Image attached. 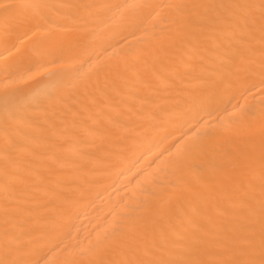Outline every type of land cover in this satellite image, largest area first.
Returning <instances> with one entry per match:
<instances>
[{
    "label": "snow or ice",
    "instance_id": "obj_1",
    "mask_svg": "<svg viewBox=\"0 0 264 264\" xmlns=\"http://www.w3.org/2000/svg\"><path fill=\"white\" fill-rule=\"evenodd\" d=\"M0 13H16L46 41L34 53L17 45L16 60L0 64V264H264V0H0ZM117 26L143 31L138 50H108L104 40ZM207 27L228 28L239 43L221 54L225 71L199 79L195 90L179 96L172 111L165 112L170 119L192 123L189 136L172 139L169 147L175 148L162 175L146 178L131 197L126 192L111 219L95 231L81 235L72 230L90 195L83 184L67 193L52 190L46 219L22 227L11 196L19 179L13 171L16 145L25 129L38 125L31 101L42 82L85 65L91 75L147 64ZM81 84L87 86L83 77L68 88ZM234 95L244 100L232 103ZM213 111L219 120L210 126L204 117ZM137 127L124 129L116 142ZM218 156L232 165L231 186L216 208L226 223L208 228L210 218L199 211L185 228L166 223L173 201L194 187L193 170L203 179L205 166L220 167Z\"/></svg>",
    "mask_w": 264,
    "mask_h": 264
},
{
    "label": "bare ground",
    "instance_id": "obj_2",
    "mask_svg": "<svg viewBox=\"0 0 264 264\" xmlns=\"http://www.w3.org/2000/svg\"><path fill=\"white\" fill-rule=\"evenodd\" d=\"M143 37L141 30L117 26L109 30L104 44L109 51H136ZM45 42L16 13L7 17L0 13V64L16 60L17 45L25 52L34 53ZM238 43V37L230 29L207 27L191 42L178 44L167 55L150 59L147 64L137 63L122 72L89 75L85 65L70 73L47 77L31 101L38 114V125L25 129L16 145L18 155L13 171L19 179L11 189V196L13 206L19 210L21 226L46 219L45 202L52 190L67 193L75 185L83 184L89 188L90 195L82 203L81 215L75 218L72 230L78 229L84 235L103 228L127 198L126 192L131 197L146 178L162 175L163 165L175 148L174 144L169 147L172 139L190 135L186 129L191 120L170 119L165 112L172 111L179 96L195 90L199 79L225 71L221 54L229 53ZM82 77L87 80L86 87L81 84L78 88H68ZM255 88H260L258 82ZM237 99L243 101L244 97L234 95L231 102ZM204 120L212 126L219 116L215 111L209 112ZM134 125H138L135 133L117 143L124 129ZM217 160L220 167L205 166L203 179L198 180L201 173L193 170L194 187L173 201L167 210L166 223L185 228L196 211L210 218L206 223L208 228L226 223L217 215L216 208L231 186L228 175L232 165L227 157L218 156ZM3 168L0 156V203L4 200Z\"/></svg>",
    "mask_w": 264,
    "mask_h": 264
}]
</instances>
